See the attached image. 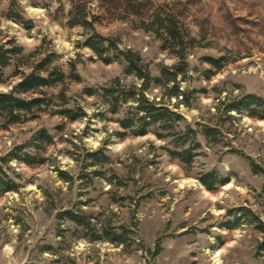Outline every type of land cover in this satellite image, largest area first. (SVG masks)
Here are the masks:
<instances>
[{
    "label": "rangeland",
    "instance_id": "obj_1",
    "mask_svg": "<svg viewBox=\"0 0 264 264\" xmlns=\"http://www.w3.org/2000/svg\"><path fill=\"white\" fill-rule=\"evenodd\" d=\"M167 17L182 43L161 27ZM94 36L101 57L86 46ZM0 46L20 49L0 70V93L41 65L64 75L38 91L53 100L32 118L0 119V178L17 189L0 192V264H264V178L251 170L264 169V120L226 111L247 96L264 102V0H0ZM127 52L161 83L128 74ZM114 83L126 98L116 113L117 94L102 90ZM139 95L181 120L134 135ZM126 119L133 128H121ZM185 150L189 164L170 156ZM22 153L43 164L14 159Z\"/></svg>",
    "mask_w": 264,
    "mask_h": 264
},
{
    "label": "trees",
    "instance_id": "obj_2",
    "mask_svg": "<svg viewBox=\"0 0 264 264\" xmlns=\"http://www.w3.org/2000/svg\"><path fill=\"white\" fill-rule=\"evenodd\" d=\"M166 24V25H165ZM162 28L165 29L167 36L171 39V41H180L182 43V38L176 29V25L171 18L167 17V19L160 22ZM104 39L100 37L94 36V38L89 39L86 42V46L90 48L95 54L101 57L105 53V49L102 47ZM20 53V49H9L4 50L3 46H0V70L8 65V56H12ZM127 63V73L133 74L137 79L142 81L144 85H147L151 82L156 84L161 83L159 80H152L143 66L140 65L141 60L136 55H132L130 52L123 53L121 55ZM105 64H110V60H105ZM209 64L215 65L214 61H208ZM43 65L34 69L28 74H23L20 78V81L13 87V89L8 93H0V119L6 120L7 124H18L24 121L29 120L34 116L37 111H41L42 108L49 106L52 103V98H44L41 93H38L39 90L49 89L58 84H62L64 81V75L59 73L58 71H53L50 74L43 76L41 72ZM41 70V71H40ZM165 75V73H163ZM170 80L174 82L175 74H168ZM118 83H114L110 89H102L103 93L108 96H114L117 94V97L114 99V110L113 113H116V106L119 103V100H123L125 102V94L123 92L117 91ZM39 95V97L37 96ZM32 95L35 97L31 98H23V96ZM87 95L91 96L92 91H87ZM134 93H129V97H134ZM172 96L179 95V89L174 86L171 90ZM37 96V97H36ZM58 98H64L63 94L58 95ZM136 103L138 106L136 107V112L141 113V117L136 120V122L140 125L139 131H135L134 135L143 136L147 133L146 128L150 125L156 124H165L167 122L179 121L181 120L180 116L175 115L164 107H157L149 103L143 95H139L136 99ZM252 107L256 108L257 111H254ZM245 110L249 113V116L253 118H261L264 120V102L256 98L254 96H247L242 98L239 102L234 103L227 107V112H240ZM60 115L68 118L71 122L76 121L80 115H73L70 110H64L59 113ZM260 116V117H259ZM135 121L133 119H126L125 121L120 122V126L123 130H128L133 128ZM164 129V128H163ZM192 135H195V131H190ZM189 132V133H190ZM209 130L204 132V136L208 137ZM158 138L161 136L157 135ZM38 140L41 142H45L47 144L51 143V138L44 132L41 131L38 135ZM37 146V145H36ZM39 149L38 147H35ZM170 156L172 158L178 159L180 162L189 164L191 162L192 156L189 150L185 151H175L171 152ZM88 158L95 161H100V159H104L102 155L93 154L88 155ZM100 158V159H99ZM15 160L21 162L22 164L32 167L34 165H42V160L36 161V157L32 156L30 153H22L21 155L14 157ZM251 170L254 174H261L264 178V169L258 167L251 163ZM62 177L65 175L61 174ZM66 177V176H65ZM64 177V179H65ZM67 179V178H66ZM215 182L210 176H207L202 180L203 186L207 188V190H212V184ZM16 187L10 183L5 182L0 178V192L2 194L16 191ZM63 219L70 221L77 227L84 228L85 230L91 228L90 218L83 216L81 213H73V212H65L62 215ZM104 237L110 241V243L122 245L125 244L127 239L125 234L116 235L114 233L103 231ZM93 241H98L99 238L93 236ZM260 251H264V242L259 247Z\"/></svg>",
    "mask_w": 264,
    "mask_h": 264
}]
</instances>
